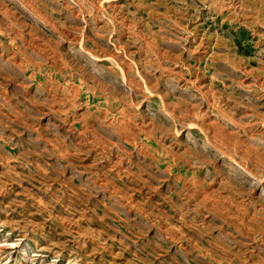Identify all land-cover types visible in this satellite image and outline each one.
<instances>
[{"label":"rangeland","instance_id":"374dc122","mask_svg":"<svg viewBox=\"0 0 264 264\" xmlns=\"http://www.w3.org/2000/svg\"><path fill=\"white\" fill-rule=\"evenodd\" d=\"M0 264H264V0H0Z\"/></svg>","mask_w":264,"mask_h":264}]
</instances>
